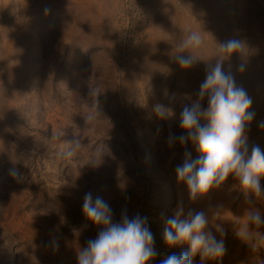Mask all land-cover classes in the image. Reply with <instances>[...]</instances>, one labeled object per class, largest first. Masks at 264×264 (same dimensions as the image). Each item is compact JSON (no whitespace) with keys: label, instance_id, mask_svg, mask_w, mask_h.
I'll return each mask as SVG.
<instances>
[{"label":"rangeland","instance_id":"rangeland-1","mask_svg":"<svg viewBox=\"0 0 264 264\" xmlns=\"http://www.w3.org/2000/svg\"><path fill=\"white\" fill-rule=\"evenodd\" d=\"M192 31L201 42L185 50L200 59L185 69L173 44ZM230 38L247 50L224 66L252 101L249 150L264 151V0H0V264H77L98 231L81 211L89 191L109 202L117 222L122 210L147 217L158 253L151 264L188 248L162 239L178 203L203 211L217 239L212 225L224 229L223 256L203 264L264 259V248L253 253L234 234L247 207L264 208V196L246 201L230 175L190 199L175 168L185 151L199 153L167 142L182 131L179 113L197 99L217 42ZM158 103L175 116L158 119ZM74 137L81 147L66 157Z\"/></svg>","mask_w":264,"mask_h":264},{"label":"clouds","instance_id":"clouds-1","mask_svg":"<svg viewBox=\"0 0 264 264\" xmlns=\"http://www.w3.org/2000/svg\"><path fill=\"white\" fill-rule=\"evenodd\" d=\"M200 42V34L188 32L173 44L177 51L172 58L181 68L192 67L200 58L185 49ZM217 43L215 62L211 63V59L206 61L197 99L183 106L179 113L178 123L182 131L178 135L170 134L167 142L170 147L176 143L186 147L191 143L199 153L192 159L191 154L185 151L183 162L175 168L176 179L187 188L190 199L220 188L231 175L238 181L247 201L249 193L256 198L264 196V187L260 183V177L264 176V151L257 145L249 150L245 125L254 117L250 111L252 101L245 90L236 85L231 67L224 66L233 54L243 58L247 50L245 43L237 38ZM185 52L190 55H184ZM237 71H243V64L237 67ZM205 99L207 104L203 106ZM153 111L161 120L175 116L171 107L160 103L154 105ZM258 126L264 127V121ZM80 147V140L74 137L64 155L71 157ZM91 163L93 167L100 164H96L94 159ZM12 175L17 178L15 172ZM81 211L86 221L98 231L95 238L88 239L86 245L76 252L77 264H151L157 256L147 217L136 214L129 218L126 210H122L117 222L109 202L90 191L84 193ZM241 219L246 222L237 221L234 234L253 253H258L259 248H264V208L249 206ZM209 224L203 211H185L178 203L174 214L164 222L162 239L169 248L183 244L188 248L179 254L172 252L166 255L158 264H193L196 254H199L201 264L205 260L221 258L225 251L224 229L220 224L212 225L220 236L217 239ZM51 245L53 251L59 247L54 238ZM253 264H264V259L255 255Z\"/></svg>","mask_w":264,"mask_h":264}]
</instances>
